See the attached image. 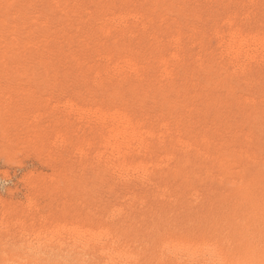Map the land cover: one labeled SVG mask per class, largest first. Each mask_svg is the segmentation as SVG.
Here are the masks:
<instances>
[{
    "label": "bare ground",
    "instance_id": "bare-ground-1",
    "mask_svg": "<svg viewBox=\"0 0 264 264\" xmlns=\"http://www.w3.org/2000/svg\"><path fill=\"white\" fill-rule=\"evenodd\" d=\"M43 1L39 39L30 43L24 66L12 65L14 82L63 88L73 79L72 86L86 90L69 103L62 128L58 114L46 127L31 121L24 133L41 143L38 155L46 153L53 170L47 181L32 174L26 182L25 206L33 210L26 249L76 253L61 264H264V0ZM21 20L19 9L13 21ZM74 128L76 138L67 143L49 141ZM72 152L79 160L74 155L77 163L67 169ZM85 170L115 201L89 199L96 206L79 222L84 215L61 195L68 204L47 217L58 226L44 243L45 225L36 227L47 221L40 199L54 197L60 180L68 187ZM125 195L128 203L117 201Z\"/></svg>",
    "mask_w": 264,
    "mask_h": 264
},
{
    "label": "rangeland",
    "instance_id": "rangeland-1",
    "mask_svg": "<svg viewBox=\"0 0 264 264\" xmlns=\"http://www.w3.org/2000/svg\"><path fill=\"white\" fill-rule=\"evenodd\" d=\"M7 1H9V0H7ZM42 1L43 0H40L39 2H38V0H36V1L35 0H33V1L32 0H23L22 2H20L21 5L18 4V0H10L9 2H6L4 0V1H2L3 4L0 3V200H1L0 201V215H1L0 216V219H2V220H0V222L2 221L1 222L2 224L0 223L1 224L0 225V264H7V263L8 264H28V263L29 264H33L34 261H35V264L36 263L37 264H46L49 261H50L49 264L50 263L51 264H61V262L63 263L65 261L66 257L68 256L67 255L65 257L62 254H61L62 255L61 256L56 250L55 251L54 250H46L43 247L44 245L41 246V248L43 250L41 253H33V252H30L25 247L27 245V243L29 242V234H30V230H31V223H30V221L32 222L31 212L33 211V210H30V208H28V206L30 207V203H29L30 202V193H29V191H30L29 189L30 188L28 187V184L26 185V182H28V178L32 174H33V177H36V175H37L38 177H36V178L42 177L44 180L47 181L48 179H50V175H52V173H53V170H52L51 165H47V160H48L47 157H49V156H47L46 153L45 154L43 153V156L44 157L38 155L39 154V151L38 150L41 149V143L33 142L32 139L31 140H28L29 136L26 135V134L28 132V129L31 128V127H33V125L40 124L42 126L43 124L45 125V123H46V125L44 127L48 126L49 124L52 125V123L55 122V119L57 118L58 114L59 115L61 114V116L60 117L58 116V118L56 120L59 119V121H56V123L58 122L59 123L58 125H60L62 123V120H63V119H61V117L66 118V114L67 113H68L67 115L70 114L69 113V111H70V104H71V102H75L76 101L75 100V96L77 95V93H80V91L82 93V89L83 90H86V88L81 87V85H79V87L81 89L78 88V87H75L76 84H73V86H72V83H74V82H72V80H73L72 78H71L72 79L71 81H68L69 83L67 82V84H70L71 83L70 86L67 85L68 87H65L66 86V84H65L64 87L62 88V87H60L61 84L60 85L51 84L52 85V89L50 87H46L48 85L51 86L50 84H48V85L43 84L44 87L42 86V84H39V85L42 86V88H40L41 86H39L38 84L37 85L39 87H37V85L35 87L34 86L35 84H33V85L32 84H15V82H14V77H15V75H18V74L15 73V72H13V70L11 69L12 68V65L15 64V63H18V61H19L22 64V66H24V64H26L28 62L27 61L28 54H26V51L30 47V43L34 39L35 40H38L39 39V35L38 34H39V32H40V30L42 28V24H41L42 23V19H40V18L39 19H36V18L38 16V13L40 12V9H42V7H43V4L44 3H42ZM29 3H30V5H29ZM19 9H21V12H22V20L19 23L18 22L15 23L13 21V18H14L15 12H17V10H19ZM23 53H25L24 60H19L20 54L21 55H24ZM60 69L61 70L62 69L64 70L63 67H61ZM54 85L56 86V88H55ZM57 86L60 87V88H58ZM77 86H78V84H77ZM43 88L46 90L45 91V94L46 95L43 94V92H44ZM47 88H49V92L50 93L48 92V89ZM75 88H78V89H76L78 91H76ZM34 89H36L37 92L40 93V94H38L37 92L35 93V91H33ZM50 89H51V91L53 90V92H56V93H57V91H60V89H63V90L65 89L64 91H66V89H69V90L66 91V94L68 92V94H67L68 96L65 95V94H63L64 93L63 90H62L63 93H61L63 95L61 96V94H59L60 92L58 94H56V93L51 92ZM71 90H74V91H71ZM32 91L34 92V94L33 93H30ZM241 91H243V90H241ZM46 92H48V93H46ZM73 92L75 94H73ZM84 92L85 91H83V93ZM36 94H38V95H36ZM53 94H54V96H52ZM44 95L46 96V98H45ZM56 95L58 97H56ZM29 96H30V98H29ZM36 96L39 97V102L37 101L38 100V97H36ZM40 97H42V98H40ZM53 97H55V98H53ZM59 97H62V98L59 100ZM56 98H57V101H56ZM64 98H67V99H64ZM30 99H33V100L35 99L38 103L35 102V100L34 101L32 100L33 102H30ZM61 100H62V102H61ZM67 100L68 101L70 100V101L68 102ZM41 101H42V104L43 105H40L41 104ZM46 101H47V103H45ZM50 101L51 102L53 101V102L51 103ZM64 101H65V103H64ZM66 101H67V103H66ZM31 103L34 105L33 108H32V104ZM36 103L39 104L42 107L41 108L42 109L41 110L42 112L39 109L40 107H38L39 105L37 106L38 108L35 106ZM78 103H79V106H80V102H78ZM45 105H48V106H45ZM51 105H52L53 108L51 107ZM62 106H63L62 109L64 111L61 109ZM35 107L37 108V110L39 109L38 111L40 113L36 110ZM49 107H51V109ZM56 109H58L59 111L58 110L56 111ZM67 109H69V110H67ZM46 110H47V112H46ZM54 110L56 111L57 115H56V113H55ZM36 111H37V113H36ZM60 112H62V113L63 112L64 113L66 112V113L65 114L63 113L62 114ZM47 113H48V115H47ZM40 114H41V116H40ZM42 115L44 117L47 115V117H46L47 119H45L44 117H42ZM52 116L55 119H53ZM4 117L7 118L9 121L7 119H4ZM17 117H18V119H17ZM30 117H31L32 120L30 119ZM35 117H36V119H35ZM50 118H52V119H50ZM14 119H16V120H14ZM6 120H7V122H6ZM22 120H24L25 123H23ZM50 120H52V121H50ZM31 121H32L33 125L31 123ZM47 121H48V123H47ZM2 122H4V123H2ZM11 122H12V124H11ZM41 122H43V123H41ZM13 123H14V125H13ZM28 124L30 125V127H27V126H29ZM3 125H4L5 128L3 127ZM62 127L63 126H61L60 128H62ZM23 130L26 131V132H24ZM72 130L74 132H71ZM72 130H70V132L68 131L70 137H69L68 134L64 135L65 136L64 137L63 136V132H66L67 133V131H63L62 134L61 135L60 134L57 135V137L56 136H52V138H50L51 140H49V141L50 142H54V143L56 142L57 144H55L54 146H56V145L58 146V144L61 143V141L63 140V138L64 139L66 138L65 139L66 140L65 142L67 143L69 141V138L70 139L71 138H74L77 135L75 133L76 132L75 128L72 129ZM24 133H26V134H24ZM67 135H68V138L66 137ZM72 135H73V137H71ZM60 136L61 137L63 136V137L60 139ZM17 138H18V140H16ZM9 139H11V140H9ZM57 139L59 141L61 140L60 143L58 142ZM25 140L27 142H25ZM72 140L73 141H76V139L75 140L72 139ZM72 140H70V141H72ZM23 142H25V143H23ZM11 143H13V146H12ZM22 143H23V145H22ZM32 145L36 147V148L35 147L34 148L37 151L35 149H33ZM36 145H38L40 148H37L38 146H36ZM52 149H55V147L54 148L52 147ZM72 153H71V156H69L71 158H69V157L65 158V159H67L65 163L67 164L69 162L67 164L68 166L65 165V166H67V169H68V167L70 165H74V163L76 164L77 163L76 161L79 160V158H78L79 156L78 155H75V152H72ZM74 155L77 157V160L76 159L74 160V158H75ZM73 156H74V158H73ZM72 158H73V161H71ZM82 161H84V159H82ZM70 163H72V164H70ZM46 167H48V168H46ZM49 167H51L50 168L51 171H50ZM66 172H68V171H66ZM41 173H43V174H45L47 176L42 175ZM77 173H78V176H81L82 180H81L80 177H78V179L80 178V180H81V184H80V181L77 178L75 179V182L79 183L81 185V187H80L79 184H76L74 182V180H73V183L71 185H68V187H66L67 184H64L65 183V180L63 181V179H62V180H60V186H59L60 189H59L58 193H56L54 195V197L53 196H50L51 197L50 198L48 196H43V198L40 199L39 202L41 203V206H42V211L40 212V215H43L42 217H45L46 216V218L47 217L51 218L50 215H52V214H53V217H54V215L55 216H58V214L60 212V211H58V209L59 210L61 209V207H62L61 205L63 203L64 204L70 203V205L71 204H74L75 205V203H76V204H79V205H77V206L71 205L70 210L72 209V211H74V209H77L78 211L76 210L74 213H77L78 212V214H80L81 216L84 215L83 216L84 218L83 217H80L81 220H79V222L80 221L85 222L84 220L87 219V218L85 219V217H87L85 215L88 213V211H90V208L91 207L94 209L95 207H93V206H96V203H95V205L94 204H91L90 205V201H91V203H93L95 199H96L95 201H98L99 200V203H104V202L106 203V202H114L115 201V198L113 199L114 196L112 194H110V192L108 191V189H107V191H105L106 189H103L105 187L99 188V189L96 188V186H95V184H96L95 183V178H94V175H93V173L91 171L85 170V172L83 171L82 173H79V171H78ZM66 174L68 175L67 177L70 176L69 178L73 179V177H71V176H73V174L71 175V174H69V172L66 173ZM25 179H26V181H23ZM85 179H87L86 180L87 182H85ZM88 179L89 180L91 179V181H88ZM115 182H116V180L115 181H112L111 184H114ZM88 185H90V186L88 187ZM115 185L117 187H119V188L121 187V184L118 183V182L115 183ZM115 185L114 186L112 185V186L115 187ZM72 186H74L75 188L72 187ZM61 188L63 189L62 191L65 192V193H62ZM65 188H69L70 190L69 191L68 190L66 191ZM80 188H83V190L81 189V193L82 194L79 191ZM76 189H77V191H76ZM100 190H102V191H100ZM60 191H61L62 194L60 193ZM82 191H87L88 192L87 194H89V195L87 196L86 192H84V194H83ZM94 191H97L98 194L96 192H94ZM104 191H105V193H107V194L109 193V194L108 195H105V193L102 194V192H104ZM91 192H93V194ZM100 192H101V194L99 195ZM136 192H139V191H136ZM66 193H67L66 198H68L67 200L72 199V200H70L72 202L68 201V203H67L66 202L67 201L66 198H63V197H65L64 195ZM61 195L63 196L62 197V201H60ZM69 195H71V196L68 197ZM80 195H83V196H80ZM72 196H73V198H72ZM93 196H94V198H93ZM125 196L120 197L119 199H117V201L119 200V202H120V200H121V202L124 201V203H126V202L128 203L129 202L128 201V197L130 195L129 196L128 195H125ZM58 197H59V200H57ZM74 197L77 200L76 199L74 200ZM123 198H124V200H122ZM51 199H52V201H51ZM54 199H56L57 202L53 201ZM89 199H91V200L89 201ZM92 199H94V200H92ZM107 199H109V200H107ZM28 200H29V202H28ZM81 200L83 201V203H82ZM148 200H149V198H148ZM84 201H85V203H84ZM26 202H27V204H26ZM190 202L191 201H189V203L187 202L188 203V207H191L193 205ZM48 203H49V205H48ZM137 203H139V202H137ZM149 203L146 202L144 204V206L147 207L149 205ZM187 203H185V204H187ZM6 204L7 205L9 204V205L6 206ZM46 204H47V206H46ZM58 204L60 205V208H59V205ZM189 204H191V205H189ZM11 205H13V206H11ZM25 205H28V206L26 207ZM50 205H52V206H50ZM70 205H69V207H70ZM82 205H85V207L82 206ZM49 206H50V208L52 207L51 209L53 211L55 210V212H53L51 209H49ZM79 206H81V207H79ZM2 207L4 208V210H3ZM21 207H23V208H21ZM25 207L27 208V210H26ZM75 207H79V208H75ZM8 209H10V210H8ZM5 210L7 211V215H5L6 217L3 215L4 212H5ZM24 211H26V212H24ZM56 211H58V212L56 213ZM45 212H46V214H45ZM85 212H86V214H85ZM29 214H30V217H29ZM40 215H38V216H40ZM27 216H28V218H27ZM18 217H19V219H18ZM49 218L45 219L47 221L44 224L41 223V225H39L38 222L36 223V227L44 226L45 225L43 228H44V230H46V231H44V235H46V237L44 239V243H46V244H47L48 239L50 238V236L53 235L54 231L57 229L56 226H58L57 225L58 224L57 222H54V221L50 222L51 220ZM23 219H25V220H23ZM27 220H29L28 221L29 223L27 222ZM38 220L39 219H37V221ZM21 221H22V223H21ZM58 222H60V221H58ZM5 223H7V225ZM47 224L49 225V228H51V226H53V227L51 229H49ZM3 225H5V226H3ZM27 225L29 227H26ZM46 226H47V229H46ZM4 227H5V229H4ZM18 227H19V229H18ZM54 227H55V229H53ZM28 229H29V233L26 232V230L28 231ZM22 233H25V234H22ZM49 234H50V236H49ZM18 238H19V240H18ZM31 240H32V243H35L36 242V240H34L32 238L30 239V241ZM20 241H21V243H20ZM22 242H23V244H22ZM4 243H5V247H4ZM19 243L21 245H19ZM13 245L16 246V248L13 247ZM26 250L28 251V253H27ZM45 250H46V252H45ZM21 251H23V253L25 252L26 254L22 255ZM47 254H49V255H47ZM24 256H25V259H23ZM26 256L27 257L29 256V257L27 258ZM51 256L53 257V259H51L52 258ZM75 257H76V253H74L73 255L71 254L70 257L68 256V258H75ZM31 260L32 261L34 260V261L31 262ZM62 260H64V261H62ZM56 261H57V263H55Z\"/></svg>",
    "mask_w": 264,
    "mask_h": 264
}]
</instances>
